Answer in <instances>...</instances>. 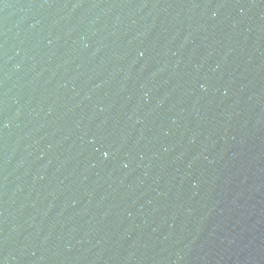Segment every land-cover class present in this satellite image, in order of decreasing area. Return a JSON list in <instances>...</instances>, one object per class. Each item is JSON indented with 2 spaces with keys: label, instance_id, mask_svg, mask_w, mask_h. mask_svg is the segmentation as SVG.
Wrapping results in <instances>:
<instances>
[{
  "label": "water",
  "instance_id": "95a60500",
  "mask_svg": "<svg viewBox=\"0 0 264 264\" xmlns=\"http://www.w3.org/2000/svg\"><path fill=\"white\" fill-rule=\"evenodd\" d=\"M0 264H264V0H0Z\"/></svg>",
  "mask_w": 264,
  "mask_h": 264
}]
</instances>
